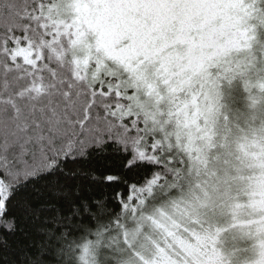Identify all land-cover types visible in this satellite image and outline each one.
Wrapping results in <instances>:
<instances>
[{
    "label": "snow or ice",
    "instance_id": "1",
    "mask_svg": "<svg viewBox=\"0 0 264 264\" xmlns=\"http://www.w3.org/2000/svg\"><path fill=\"white\" fill-rule=\"evenodd\" d=\"M0 264H264V0H0Z\"/></svg>",
    "mask_w": 264,
    "mask_h": 264
}]
</instances>
